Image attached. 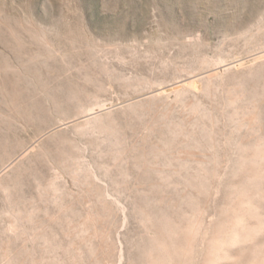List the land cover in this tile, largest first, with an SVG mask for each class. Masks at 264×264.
Segmentation results:
<instances>
[{
  "label": "rangeland",
  "instance_id": "rangeland-1",
  "mask_svg": "<svg viewBox=\"0 0 264 264\" xmlns=\"http://www.w3.org/2000/svg\"><path fill=\"white\" fill-rule=\"evenodd\" d=\"M263 52L264 0H0V264L260 252Z\"/></svg>",
  "mask_w": 264,
  "mask_h": 264
},
{
  "label": "bare ground",
  "instance_id": "bare-ground-1",
  "mask_svg": "<svg viewBox=\"0 0 264 264\" xmlns=\"http://www.w3.org/2000/svg\"><path fill=\"white\" fill-rule=\"evenodd\" d=\"M263 54H264V52L262 53V56H263ZM257 55H259V54H257ZM260 56H261V54H260ZM237 64V63H236ZM240 64V63H239ZM226 67V66H225ZM221 68V67H220ZM171 88H172V86H171ZM176 88V87H175ZM236 88V87H235ZM177 89V88H176ZM164 90V89H163ZM159 91V90H158ZM170 91V90H169ZM251 118V117H250ZM65 145V144H64ZM66 149V148H65ZM257 150V149H256ZM255 150V151H256ZM256 153H257V151H256ZM260 153V152H259ZM55 155V154H54ZM208 161V160H207ZM28 165V164H27ZM252 165V164H251ZM4 169V168H3ZM263 173V172H262ZM247 174V173H246ZM257 174V173H256ZM250 178V177H249ZM253 178V177H252ZM88 183V182H87ZM243 184V183H242ZM261 194V193H260ZM242 196L243 195H241L239 198H237V200H240V199H242ZM244 196H247V198H246V200H247V203L249 202H251V195H244ZM244 203H246V202H244ZM247 205V204H246ZM240 209V208H239ZM227 212V211H226ZM227 215V213L225 214V216H223V214H222V216H221V218H219V220H218V222H216L215 221V223H217V224H215L216 226H214V231L211 233V235H212V237H214L215 239H216V236H218V235H221V234H223V233H225V229L227 228V224H228V222H229V219L230 218H228V216H226ZM66 220V219H65ZM238 220V219H237ZM259 227H260V225H259ZM254 228V227H253ZM256 228H258V227H256ZM227 229H230V228H227ZM226 229V230H227ZM250 229H252V227L250 228ZM249 229V231L248 232H238V231H231V233H230V236L228 235H226L227 237L225 238V237H222V242L221 243H223L222 245H224L225 247L224 248H222V247H220V248H218L219 246H217V243H214V242H211V241H209V249L212 251V252H214L215 254V256L214 257H211V258H205V261L203 262V264H219V260H225V259H228V260H232V264H259V260L261 261V263H263L264 264V242L262 241H260V242H257V244H259L258 246H261V248H260V250L258 249V251H260V252H258V253H256L257 251H256V249H253V250H249L250 252H252V258L251 259H246V254H248V253H250L248 250V252H243V250H241V252H240V250H239V252L238 251H230V250H228V247L230 246V245H233V244H235V243H237V242H239V241H244V240H247V239H249V237H251V232H252V230H250ZM259 229H261V228H259ZM258 229V230H259ZM243 230V229H242ZM257 230V229H256ZM191 231H192V229H191ZM191 231H189V232H191ZM229 231V230H228ZM185 235H187V233L185 234ZM224 235V234H223ZM225 236V235H224ZM185 237V236H184ZM187 238V237H186ZM213 238V239H214ZM183 239H185V238H183ZM188 239V238H187ZM186 239V240H187ZM218 239H220V237L218 238ZM217 239V240H218ZM162 240H163V237H162ZM210 240V239H209ZM220 241V240H219ZM218 241V242H219ZM167 243L168 242H163V244H157V247L155 248L156 249V252H155V254H156V256H154L155 258L154 259H152L153 260V262L155 263V264H165V262H166V258L167 257H172V256H176V255H179L178 253H177V249H178V247H179V245L176 247L175 246V244H173L172 242V246L171 245H167ZM185 244H186V242H185ZM208 244V243H207ZM219 244H220V242H219ZM177 245V244H176ZM183 246V245H182ZM217 246V247H216ZM187 247H189V246H187ZM180 249V248H179ZM184 249V248H183ZM187 250V249H186ZM209 250V251H210ZM146 253V252H145ZM186 253H188V250H187V252ZM150 254H154V253H150ZM251 254V253H250ZM152 256V255H151ZM180 256V255H179ZM249 256V255H248ZM153 257V256H152ZM151 257V258H152ZM177 257V256H176ZM181 257H185V256H181ZM147 259V258H146ZM187 259V258H186ZM150 260V259H149ZM176 260V259H175ZM180 260H182V259H180ZM184 260V259H183ZM174 261V260H173ZM172 261V262H173ZM177 261V260H176ZM147 262V261H146ZM152 262V263H153ZM180 262V261H179ZM151 264V263H150Z\"/></svg>",
  "mask_w": 264,
  "mask_h": 264
}]
</instances>
